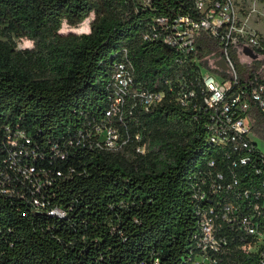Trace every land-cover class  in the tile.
I'll return each mask as SVG.
<instances>
[{"label":"trees","instance_id":"obj_1","mask_svg":"<svg viewBox=\"0 0 264 264\" xmlns=\"http://www.w3.org/2000/svg\"><path fill=\"white\" fill-rule=\"evenodd\" d=\"M92 13L89 33H60L64 22L76 27ZM188 13L183 0H154L150 9L137 0H0V264H193L202 254L191 181L221 154L205 141L207 110L176 104L164 82L194 78L200 97L205 69L231 76L214 66L223 54L206 33L197 38L201 65L193 69L179 66L161 40H144L156 17ZM13 38L33 47L20 49ZM261 52L249 65L235 56L241 86L264 79ZM123 60L135 69L134 91H163L165 99L146 111L129 97L122 119H110L121 148H89L88 130L109 121L110 85ZM250 116L264 141V113L253 104ZM17 131L35 154L13 163L38 169L41 194L12 177L8 139ZM148 137L160 144L161 156L137 151ZM34 197L47 208H36ZM52 209L65 217L51 216ZM231 242L211 254L215 264H260Z\"/></svg>","mask_w":264,"mask_h":264},{"label":"built area","instance_id":"obj_2","mask_svg":"<svg viewBox=\"0 0 264 264\" xmlns=\"http://www.w3.org/2000/svg\"><path fill=\"white\" fill-rule=\"evenodd\" d=\"M153 1L137 0V3L142 9H150ZM183 1L189 13L156 17L144 40H161L176 53L179 66L193 69L201 65L195 55L197 38L201 33H206L219 43L222 58L229 67L226 72L231 76L225 79L205 69L198 79L200 97L194 78H182L176 82L166 79L164 82L176 104L193 109L200 105L207 110L205 141L221 154L220 160H210L204 171L191 181V195L199 218V230L194 239L202 251L193 264H215L216 259L211 254L217 256L222 253L232 240H238L240 248L247 253H255L258 262L264 264V151L259 145V141L263 140L254 133L250 116L253 104L264 113V79H255L241 86L235 61V56L243 65L254 61L244 53L246 47L251 48L258 58L262 57L264 37L248 29L241 17L243 9L238 0ZM260 14L264 18V10ZM134 80L135 69L129 60L115 65L110 85L112 104L106 113L109 121L104 125L95 124L88 130L85 145L89 148L109 151L121 148L119 132L111 125L110 119H122L123 107L129 97L139 101L146 111L165 99L163 91H134ZM22 140L25 142L22 143ZM8 142L14 148L10 163L14 173L12 177L22 176L31 194H41L43 184L38 180V169L34 165L13 163L16 159L20 161L21 157L29 158L35 154V149L30 147L31 140L23 132L17 131L13 137H9ZM137 151L145 153L144 147H139ZM60 157L64 159L65 155L61 154ZM5 178L10 181L11 174L7 173ZM51 183L47 178L46 184ZM4 189L1 187L5 192ZM33 204L38 209L48 206L38 197L33 198ZM48 213L60 218L66 215L60 209H52Z\"/></svg>","mask_w":264,"mask_h":264},{"label":"rangeland","instance_id":"obj_3","mask_svg":"<svg viewBox=\"0 0 264 264\" xmlns=\"http://www.w3.org/2000/svg\"><path fill=\"white\" fill-rule=\"evenodd\" d=\"M239 6L243 9L241 17L244 22H246L248 29L252 31H256L257 33L261 34L264 37V18L262 16L264 7V0H238ZM95 19V14L92 13L90 17L84 21L82 24L71 27L66 22L63 23L62 29L60 31L61 34H68V33H77V34H84L89 33L91 30V23ZM85 24V25H84ZM87 29V31H84ZM13 40L17 43L18 48L25 49V48H32L28 47L29 44L33 45V42L28 39H16ZM246 64V63H244ZM259 145L264 151V141H259ZM145 153H154L155 155L161 156L160 151V144L157 141H153L150 137L147 138L145 145H144ZM132 154V153H130Z\"/></svg>","mask_w":264,"mask_h":264},{"label":"water","instance_id":"obj_4","mask_svg":"<svg viewBox=\"0 0 264 264\" xmlns=\"http://www.w3.org/2000/svg\"><path fill=\"white\" fill-rule=\"evenodd\" d=\"M244 53L249 56L251 59L256 60L258 59V56L253 52V50L249 47H246L244 49ZM214 66L217 67L218 69H221L223 71H228L229 67L225 61V59H219L214 63Z\"/></svg>","mask_w":264,"mask_h":264},{"label":"clouds","instance_id":"obj_5","mask_svg":"<svg viewBox=\"0 0 264 264\" xmlns=\"http://www.w3.org/2000/svg\"><path fill=\"white\" fill-rule=\"evenodd\" d=\"M84 31H87V29H84ZM33 45L32 44H29L28 47H32Z\"/></svg>","mask_w":264,"mask_h":264}]
</instances>
